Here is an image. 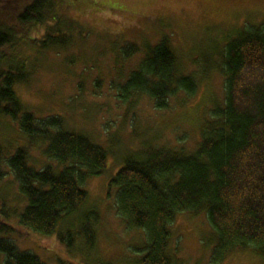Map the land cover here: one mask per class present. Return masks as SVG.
I'll use <instances>...</instances> for the list:
<instances>
[{
	"label": "trees",
	"instance_id": "1",
	"mask_svg": "<svg viewBox=\"0 0 264 264\" xmlns=\"http://www.w3.org/2000/svg\"><path fill=\"white\" fill-rule=\"evenodd\" d=\"M16 21L24 31L48 25L41 39L31 41L41 49L63 48L69 42L66 31L73 26L56 15L53 0H31ZM2 22L0 117L16 122L28 141L43 147L50 162L38 171L31 168L26 146L16 148L6 160L19 194L27 201L19 226L44 236L60 228L59 240H63L62 231L68 245L83 235L92 247L97 217L92 209L82 211L88 199L82 187L106 170L108 151L81 133L65 130L60 116L35 118L24 112L13 90L29 78L27 64L13 50L23 39L14 37ZM142 46L126 44L121 52L123 59L142 55L137 68L117 86L123 102L143 95L160 111L167 110L169 99L179 92L188 97L196 93L194 77L182 73L166 36ZM221 57L225 103L213 108L195 148L186 151L143 144L126 154L108 182V195L115 192L117 217L128 231L145 234L139 264H172L167 254L169 225L184 212L205 213L216 234L213 264L234 250L252 249L264 257V23L237 31ZM1 157L0 144V183L6 176ZM0 231L13 232L14 228L0 223ZM0 252L6 264H44L3 239Z\"/></svg>",
	"mask_w": 264,
	"mask_h": 264
},
{
	"label": "rangeland",
	"instance_id": "2",
	"mask_svg": "<svg viewBox=\"0 0 264 264\" xmlns=\"http://www.w3.org/2000/svg\"><path fill=\"white\" fill-rule=\"evenodd\" d=\"M30 1L0 0V19L14 37L23 39L13 50L29 70L27 82L14 85V93L24 112L35 118L60 116L65 130L81 133L106 149L108 165L82 187L88 195L82 211L92 209L97 217L92 247L83 235L68 245L62 231L59 240L60 228L50 236L25 229L19 226V217L27 201L19 194L6 160L16 148L26 146L31 168L38 171L50 162L43 147L28 141L16 122L0 117L1 159H5L1 167L6 173L0 183V223L14 228L0 231V239L29 251L44 264H139L145 234L128 231L117 217L115 192L108 195V182L126 154L143 144L195 148L204 123L212 119L211 111L225 103L219 72L223 49L241 28L264 23V0H53L56 15L73 25L66 31L68 44L55 49H41L31 42L41 39L48 25L24 31L17 23L18 13ZM162 36L169 39L182 73L194 77L196 93L188 97L179 92L169 99V108L160 111L143 95L123 102L117 86L142 56L123 59L124 46L142 48ZM215 245L216 234L205 213H180L169 225L167 254L172 264H213ZM0 264H6L1 252ZM217 264H264V257L252 249L234 250Z\"/></svg>",
	"mask_w": 264,
	"mask_h": 264
}]
</instances>
